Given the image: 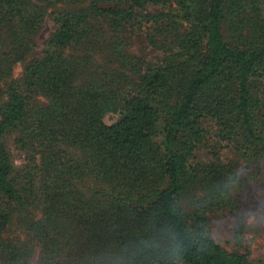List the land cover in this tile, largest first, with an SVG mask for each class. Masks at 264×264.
Segmentation results:
<instances>
[{
    "label": "trees",
    "instance_id": "obj_1",
    "mask_svg": "<svg viewBox=\"0 0 264 264\" xmlns=\"http://www.w3.org/2000/svg\"><path fill=\"white\" fill-rule=\"evenodd\" d=\"M222 149L264 154V0H0V264H264Z\"/></svg>",
    "mask_w": 264,
    "mask_h": 264
},
{
    "label": "rangeland",
    "instance_id": "obj_2",
    "mask_svg": "<svg viewBox=\"0 0 264 264\" xmlns=\"http://www.w3.org/2000/svg\"><path fill=\"white\" fill-rule=\"evenodd\" d=\"M54 29V23L47 20L37 39L38 48L25 61L14 67L13 79H22L25 66L41 53L44 42ZM140 46V44L134 45L132 51L141 58L148 62H155L153 60L159 57V52ZM114 117L118 119L117 115ZM111 120L113 118L108 115L107 123L110 124ZM6 142L16 165L21 167L25 163L24 153L15 147L13 136L7 138ZM220 156L225 162L235 161L237 163L239 184L233 193L237 200L235 209H225L210 215L213 237L229 252L249 251L254 260L264 261V154L255 161L254 159H243L232 150L222 149ZM199 158L205 161L214 159L208 150L199 153ZM38 257L39 251L33 264L38 263Z\"/></svg>",
    "mask_w": 264,
    "mask_h": 264
}]
</instances>
